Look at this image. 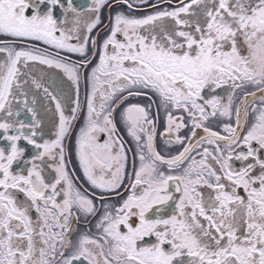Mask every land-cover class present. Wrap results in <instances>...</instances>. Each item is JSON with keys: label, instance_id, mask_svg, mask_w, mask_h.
Segmentation results:
<instances>
[{"label": "snow or ice", "instance_id": "1", "mask_svg": "<svg viewBox=\"0 0 264 264\" xmlns=\"http://www.w3.org/2000/svg\"><path fill=\"white\" fill-rule=\"evenodd\" d=\"M107 3L0 0V35L11 38L0 41V264H264V0H115L129 11L110 17L99 42ZM139 5L153 11L131 14ZM97 56L75 144L89 192L64 144L79 101L65 115L61 83L38 66L78 90ZM141 96L147 105L121 112L140 166L117 207L104 203L119 195L128 161L114 113ZM153 105L165 112V145L181 146L175 155L157 151ZM40 108L58 116L54 138H44ZM97 199L95 234L73 241V222L89 223Z\"/></svg>", "mask_w": 264, "mask_h": 264}, {"label": "flooded vegetation", "instance_id": "2", "mask_svg": "<svg viewBox=\"0 0 264 264\" xmlns=\"http://www.w3.org/2000/svg\"><path fill=\"white\" fill-rule=\"evenodd\" d=\"M157 0H148L149 4L156 3ZM92 0H74V5L84 10L91 6ZM167 5H161V7H166ZM140 9L139 11H134L133 15L136 16H143L153 11L152 8L146 7L144 5H139ZM123 11L125 13H128V9L125 5L121 4L119 7L115 6V0H108V3L101 9L100 11V18H101V24L97 27L96 30L93 31L92 36L97 37L99 42H102L103 39L108 35L109 28H110V17L114 16L116 12ZM11 38L7 36L0 35V41H6ZM27 43H36V42H24L23 44L18 43L17 46H26ZM41 49L46 48L47 46L43 45L42 43L39 44ZM91 51V48H90ZM62 55L70 57L72 61H79L81 57H79L76 54H69V53H62ZM98 62V56L93 59L92 65L87 67L86 69H82L81 71V78L79 82V87L77 90V87L71 83V81L67 80V77L64 76V74L58 70V69H50L46 66H38V70H43L46 73H50L54 78L58 80V82L61 83V86L63 88L64 93V107H65V115L71 116L72 112L71 109L76 106V101H79L80 104V110L76 114V119L72 122V126L70 128V132L68 136L65 138L64 144L66 146V155L68 156V168L70 172L74 175L76 179V184L78 187L81 188V190L87 189L89 192L95 191L88 185L86 179L83 177L82 170L78 166V160L75 156V144L76 139L78 136V133L80 129L85 124V119L87 116V95L90 92V84L85 79V77L90 73L91 67L95 66V64ZM227 86H225L222 89L217 90V94L221 96H226L227 94ZM249 91H255V89L250 88ZM205 94H207V90H205ZM124 95H127V93H124ZM151 95V93H149ZM242 97L241 93H238L236 96L235 104H238L240 99ZM153 99H156L153 97ZM138 103L141 105H147L149 103L148 99L146 97H128L127 101H125L123 104L120 105L119 108H117L116 112L114 113L115 121L117 123V127L119 129V135L122 137L123 141L125 142V148L127 150V156L128 161L126 165V175L124 179V183L122 187L118 190L119 195L116 193L112 194H106V199L104 203H109L114 206H119L123 199H126V197L130 194L131 189L129 187L130 184V177L134 180V170L138 169L140 166L139 157L136 155V144L133 141V139L127 135L126 128L123 124V121L121 119V112L124 108H126L129 104ZM257 105L259 104V99L256 101ZM49 107H53L52 105H49ZM235 107V105H234ZM250 108H251V102H250ZM39 115L42 120V130L44 132V138L50 139L54 138V132H55V125L58 123V116L54 113V111H46L44 108L39 109ZM151 116L153 118L157 119V136H156V148L157 151H160L161 154H167V155H175L179 150H181V146L178 145H172L170 147L165 145L164 138L160 136V133L164 131L165 127V112L163 109H159L157 111V108L155 105H153L151 109ZM21 118H24L23 116ZM30 119V117H29ZM251 115L249 116V124L251 123ZM235 117H233V123H234ZM219 130V129H217ZM242 134L246 132V128L241 129ZM199 132V130H198ZM183 135H187V130H185ZM199 134H203L202 132H199ZM105 137H101L103 140ZM23 146V142H22ZM31 148L29 146L28 153L30 154ZM26 154V155H27ZM240 162H236V166L239 167ZM15 167V166H14ZM51 169H46V174L50 173ZM54 175V173H52ZM99 196V193H97ZM178 195V194H177ZM241 195H244L243 191L241 190ZM22 198V197H21ZM97 207L100 209L99 212H97L95 217L89 216L87 220L89 223H86L85 218L81 216L79 222H73V227L76 229L73 236L71 237L73 241L76 240L77 236L85 231L90 229V234H95V224L99 220L100 216L103 213V207L102 203L99 199L96 200ZM33 216L35 217V212H33ZM154 237H146L143 243L153 241Z\"/></svg>", "mask_w": 264, "mask_h": 264}, {"label": "water", "instance_id": "3", "mask_svg": "<svg viewBox=\"0 0 264 264\" xmlns=\"http://www.w3.org/2000/svg\"><path fill=\"white\" fill-rule=\"evenodd\" d=\"M242 98V97H241ZM259 98V93H257V99ZM249 101L251 102V98H249ZM240 102V101H239ZM239 104V103H238Z\"/></svg>", "mask_w": 264, "mask_h": 264}]
</instances>
